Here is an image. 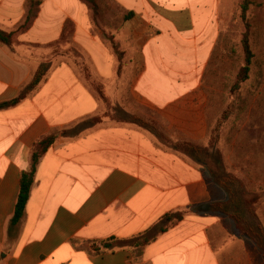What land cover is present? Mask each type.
I'll use <instances>...</instances> for the list:
<instances>
[{
    "label": "crops",
    "instance_id": "1",
    "mask_svg": "<svg viewBox=\"0 0 264 264\" xmlns=\"http://www.w3.org/2000/svg\"><path fill=\"white\" fill-rule=\"evenodd\" d=\"M28 1L0 0V26L15 32L12 45L0 42V104L16 99L46 62L34 50L62 47L68 32L75 53L86 54L107 78L112 75L118 62L92 32L82 0H74L73 11L66 0H36V17L18 31ZM105 1L121 17L113 41L131 43L129 98L182 139L202 141L207 130L202 78L218 37V9L227 1ZM120 95L113 91L108 99L120 103ZM98 99L63 62L24 100L0 109V264H259L257 248L238 238L235 226L229 231L224 217L206 215L203 172L128 125L57 139L40 159L19 226L10 230L34 144L94 118ZM179 210L183 220L147 245L138 263L127 247L92 251L109 238H136Z\"/></svg>",
    "mask_w": 264,
    "mask_h": 264
},
{
    "label": "rangeland",
    "instance_id": "2",
    "mask_svg": "<svg viewBox=\"0 0 264 264\" xmlns=\"http://www.w3.org/2000/svg\"><path fill=\"white\" fill-rule=\"evenodd\" d=\"M87 1L82 0L90 12L93 23L92 32L98 34L99 40L118 62V64L115 63L116 68L111 76L109 72L110 77L107 78L104 73L97 72L93 61L86 54L77 52L75 55L72 51L73 43L70 41L69 32L63 40L64 47L51 46V49L38 47L34 50L36 56L47 59L46 62L50 63V68L63 62L68 64L76 76L96 96L97 86L107 99L111 98L113 91L121 93L120 103H113L108 99V105L98 99L99 110L95 117L100 120V123L81 135L112 125H128L131 129L143 133L147 142L155 144L161 148V151L172 153L192 163L196 169L203 172L208 185L206 215H219L207 212L208 204L221 203L228 199L226 191L217 184V177H233L241 185V194L248 215L255 218L264 233V0H250L245 12L242 11L244 0H226V5L219 6V17L215 23L218 37L212 52L210 67L207 71L205 69L202 78L207 98L205 111L207 130L205 138L200 141L203 148L202 162L174 150L176 143L186 140L182 139L178 132L168 130L156 114L129 98L128 93L134 72L128 64L131 43L129 39L121 37L122 41L110 40L112 31L115 33L116 29L121 28V17L117 9L105 0H91L93 2L91 4ZM66 2V9L73 11L74 0H66ZM78 14L82 16V12ZM0 30L9 32L3 26H0ZM66 30H70V27ZM245 36L253 59L249 79L242 82L243 74L240 71L246 65L242 44ZM14 41L16 45V39ZM111 42L116 45V50L113 49ZM123 50L126 51L127 59ZM259 78L262 79L261 85L256 88L254 84ZM113 79H116L114 84ZM133 118L142 121L149 130L138 126L135 122L129 123L133 121ZM62 132L57 130L53 132L56 134L55 142L59 138H67ZM163 139H166L168 143H164ZM219 216L224 217L223 221L229 225V231L233 230L234 226L236 228L232 218L226 215ZM237 237L251 241L258 251V263L264 264L262 251L257 245L240 234L238 230Z\"/></svg>",
    "mask_w": 264,
    "mask_h": 264
},
{
    "label": "trees",
    "instance_id": "3",
    "mask_svg": "<svg viewBox=\"0 0 264 264\" xmlns=\"http://www.w3.org/2000/svg\"><path fill=\"white\" fill-rule=\"evenodd\" d=\"M87 2L90 4L93 3L91 0H88ZM250 2H251L250 0H244V4L242 5L243 12L246 11L247 6L250 4ZM38 4L39 3L36 0L28 1V11L25 20L18 28V31L24 32L28 29L32 20L36 17ZM14 34L15 32L6 33L0 30V42L7 46L12 45V37L14 36ZM110 40H112V38ZM111 43L113 49L116 50V45L113 42ZM242 44L245 53L246 65L241 69L240 73L243 74L242 82H245L246 80L249 79V74L252 72L251 64H252L253 54L251 52L250 45L248 43L246 36L243 38ZM258 69L259 71L261 70V63L259 64ZM49 70H50L49 62H44L40 64L37 70L35 71L32 80L21 90L18 97L10 102L0 104V109L16 105L20 101L24 100L27 95H29L31 92H33L38 88V86L46 77ZM259 77L261 78V75ZM260 78L258 79L256 84H254L256 88H259V86L261 85L262 79ZM96 92L100 100L108 104V99L104 95L102 90L99 88V86H97ZM134 122L138 126L149 130V128L142 121L136 118H133V121H130L129 123L133 124ZM98 123H100V120L97 117H94L89 120H84L82 122L76 123L68 130L63 131L62 134L67 137L75 136V134H79L80 132ZM55 139H56V134L51 133L50 135L43 137L34 144L31 155L30 169L28 171H24L20 178L19 194L16 201L13 216L10 220V230L16 229L19 226L24 216V211L29 198L30 190L34 183V175L37 166L43 155L55 143ZM163 142L168 143L166 139H163ZM201 146H202L201 142L186 140L176 143L173 148L177 152H180L195 161L202 162L201 154L203 152V148ZM216 182L221 188H223L226 191L228 199L225 202L208 204L207 212L216 213L224 216L226 215L232 218L235 221L236 229L238 230V232L243 236L251 239L257 245V247L262 251V256L264 259V233L262 232V229L258 224V222L255 220V218L253 216H249L248 211L245 209L244 198L242 197L241 194L242 190L240 183L236 179L230 176H223L219 178L217 177ZM204 209L206 211V206ZM183 218H184V213L183 211L180 210L165 214L157 224L148 228L146 231H144L136 238H133L129 241L109 238L106 241L100 242L99 245L96 244L92 245L91 246L92 251H94L95 253H99L105 250L110 251L116 248L127 247L132 250L134 263H138V258H140L142 254V250L147 245L154 242L159 235L166 233L174 224L182 221Z\"/></svg>",
    "mask_w": 264,
    "mask_h": 264
}]
</instances>
